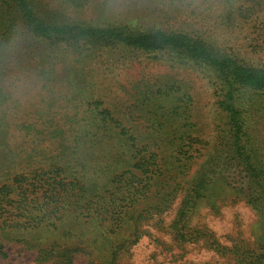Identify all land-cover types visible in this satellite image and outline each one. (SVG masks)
Returning <instances> with one entry per match:
<instances>
[{
	"label": "trees",
	"instance_id": "trees-1",
	"mask_svg": "<svg viewBox=\"0 0 264 264\" xmlns=\"http://www.w3.org/2000/svg\"><path fill=\"white\" fill-rule=\"evenodd\" d=\"M119 1L0 0V258H7L5 244L15 243L34 253V264H134L131 250L147 237L175 248L179 254L172 259L181 264L186 248L198 246L233 264H264V163L254 145L245 149L252 133L261 138L252 95L264 97V0H213L216 20L210 7L205 13L188 0L191 11L175 28L138 24L143 19L131 9L130 19L106 18ZM145 2L153 18H163L154 0ZM87 8L92 17L81 18ZM239 27L249 33L237 48L230 40L236 41ZM123 50L179 54L215 73L217 107L227 123L212 143L183 129L187 125L172 128L168 137L161 123L153 124L159 118L153 112L150 139L141 141L83 92L70 113L56 114L48 103L12 125L20 120L16 72L37 77L49 92L58 83L56 67L66 72L63 78L74 74L80 82L85 67ZM32 59L35 67H29ZM175 90L169 85L165 94ZM230 144L247 175L245 192L215 177L232 161ZM230 187L259 217L255 248L239 241L224 247L206 227L190 223L199 206L216 210L215 201L237 199ZM178 192L182 204L165 226L162 216ZM151 230L167 233L170 245Z\"/></svg>",
	"mask_w": 264,
	"mask_h": 264
},
{
	"label": "rangeland",
	"instance_id": "rangeland-1",
	"mask_svg": "<svg viewBox=\"0 0 264 264\" xmlns=\"http://www.w3.org/2000/svg\"><path fill=\"white\" fill-rule=\"evenodd\" d=\"M45 1L51 4V0ZM125 1L120 0L119 5L116 2L115 5L111 4V10L106 13L105 17L110 19L114 16L117 19L119 14H128L124 18H129L128 9H131L132 13L140 15L143 19L142 22H137L138 24L141 23L146 27L155 25L175 28L182 25L180 21L184 20V13L188 14L192 8L189 6L188 0H154L153 6L154 3L159 6L158 16H163L157 20L150 14L151 6L145 2L148 0H127L128 4H124ZM194 2L200 7V11L205 13L208 12L204 9L210 7L211 12L214 13V16L211 15L216 20L217 14L215 13H219V7L215 6L216 3L213 0H194ZM88 11H92V9L81 12V18L92 17L93 14ZM94 14H97L96 10ZM211 15L207 16L211 17ZM213 17H206V19L213 22ZM234 31L236 33L233 37H236L237 42L231 39L230 46L237 44V48H239L245 42H243L244 36L249 33V30L246 27H239ZM116 55L115 59L102 58L99 60L101 62L85 67L81 73L82 76L77 77L81 79L80 82L76 81L74 74L73 77H70L71 79L63 78L66 72L56 67L54 76L58 83H55V87L49 92L43 90L45 87H42V83L37 77L16 72L15 75L18 79L15 92L18 102L16 115L20 120L13 119L12 125L31 119L34 110L42 109L45 106L49 107L48 103L52 105L56 114L70 113L75 106L74 97L83 92L85 99L100 101L114 118L130 129L133 134L135 133L141 141L150 139L148 128L153 122L148 117L152 112L159 117L153 124L161 123L162 125L159 126H162V130L168 133V137H170L172 128L180 129L183 128V125H187L183 129L212 143L218 129L225 127L227 120L217 107L216 86L218 80L215 73L208 67L183 59L179 54L174 57L175 55L170 53H141L123 50L117 52ZM260 61L264 65V57ZM35 62L36 59H32L29 67H35ZM169 85L180 90L166 95V87ZM252 96L255 105L252 114L254 117H258L255 119V124L257 128H262L261 138L257 140V137L252 133L251 140L247 137L246 145H244L246 150L253 148L254 145L255 154L264 163V97H258L259 95L256 94ZM159 107H162V111L159 110ZM234 150L235 148L230 144L232 161L229 166L222 165L223 168L217 170L219 173L215 177H223L230 185L237 186L245 192L248 185L247 175ZM234 191L230 187V195H237ZM235 197L230 196V203L222 204L223 201H215L218 204L216 210L204 205L199 206L191 215L190 223L193 226L206 227L224 247L231 248L236 241H239L248 248H255L260 230L259 217L245 203L244 195H237V199ZM181 204V196H178L170 211L162 216L165 226H169L174 220ZM150 232L165 245H170V236L167 233L157 230ZM186 250L188 252L182 258L183 264H233L231 257L230 259L220 257L201 246L198 248L188 247ZM5 252L7 258H0V264H34V253L23 250L15 243H6ZM178 254L175 248L170 250L162 248L152 238L144 237L131 250L130 260L134 264H181V261L172 259Z\"/></svg>",
	"mask_w": 264,
	"mask_h": 264
}]
</instances>
